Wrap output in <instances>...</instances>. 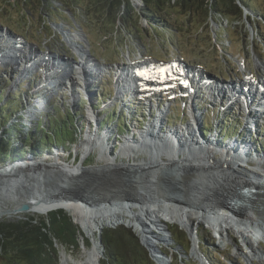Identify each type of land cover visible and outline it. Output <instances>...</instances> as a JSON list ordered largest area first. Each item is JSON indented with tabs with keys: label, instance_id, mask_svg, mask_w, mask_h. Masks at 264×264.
I'll return each instance as SVG.
<instances>
[{
	"label": "rangeland",
	"instance_id": "obj_1",
	"mask_svg": "<svg viewBox=\"0 0 264 264\" xmlns=\"http://www.w3.org/2000/svg\"><path fill=\"white\" fill-rule=\"evenodd\" d=\"M258 3L259 5L264 7V0H258ZM261 9L263 10V8ZM46 10L47 9L39 8L35 5H28V7H26L25 10H23L24 14H21L20 6L12 5V0H0V22L3 23L2 25L7 26L8 28L7 33H4L5 29H3V26L0 27L1 28L0 39L2 40V42H6V40L3 39H8V37H12L11 35L8 34V32H10L9 30L15 29V32L17 33L16 36L19 35L24 36L26 38V44L30 45V46H23L22 49L17 50L16 48L20 46H16L17 42L12 41L11 43H13V45L16 46V48H14L16 52H20L22 54L21 55L22 59L20 58L21 60H18L17 58L16 64L14 62L13 64H11L8 61H6V63L8 62V64H10L8 68L6 67V64L1 63L3 61L0 62V73H1L0 76L3 79H5L2 73L6 71V73L11 79V81L8 84V91H13L12 88H14V86L17 84V81L27 77V76H23L21 72H18L21 70V68H24L25 64L27 63V61L24 60L23 58H28V62L31 61V59L34 60L37 58H42L43 59L42 62L40 61L41 64H47L50 62L48 59L49 55H43V56L39 55L38 52L42 53L43 51L40 50L37 51L36 45L44 46L45 47L44 51H46V53L53 55L55 57L60 55V57L66 58L67 60H69L70 63L74 65L73 68H70L71 72L69 73V77H71L72 80L70 81L67 80L66 89H65V85L63 86L62 84L61 89L54 92V94L53 92H50V96L42 97L41 95H45V94L43 93L41 94L40 91H39L40 94H37L35 91L32 93L31 88L28 87V95L30 96V98L29 100L26 101L25 107L23 109L24 111L22 112L23 113L22 117L25 119L26 123H30L33 120H35L38 113L43 112L42 110H49L52 112L51 102L54 98L58 100L64 99L65 105H75L85 99V96L83 94H85L88 98L93 97V100H95L94 99L95 94H97L98 96L102 95L101 99L98 98L99 103L97 105L100 106V103L102 102L103 103L102 109H105L106 111L112 110V107L115 104L117 105L115 107L125 108L126 110H131L132 107H134V105L137 104L144 105L145 104L144 102L146 100H144L143 102L136 101L132 103V101L125 98V95L131 92L129 89L124 90V88L122 87L124 83L127 81V79L123 78L124 82L122 81L123 83L121 86L118 85L119 83H117L116 85L117 90L118 91L120 90L119 91L120 93H122L123 91V95H120V97L116 96L118 95L116 94L117 90L116 91L114 90L113 92L115 95H111V96L108 95L111 81H109L110 84L109 86H106L105 91L101 89V82H100L102 78L107 77L110 79L113 76V73L116 74L117 72H119L120 70L119 68L121 66L123 67L124 63H132L139 61L140 56L142 60H152L154 62L157 61L160 63H166L168 61H171L172 59L166 61V59L170 57V55H172V57L174 56L173 59H176L175 56L176 57L183 56L184 58H188L189 60L191 59L196 62H202L205 65L206 69L211 73H213V75H215L220 81H223V79L228 80L229 77H233L232 80H234L236 78V74L233 71V69L239 72L243 68L247 69L248 67H250V70L252 71L255 70L264 71V22H262L261 25L257 24V29L255 30L254 27L251 28L249 22H247L244 25L242 22L237 20H233L231 22L229 19H225L222 21L225 25V31H222L221 33L215 32L218 30V25L213 24V22H210L211 25L207 24L202 27L199 25L197 21L186 23V25H182V23L183 24L185 23L182 22L181 23L182 26L180 25L182 28L181 30H179L178 32H174L173 34L165 33L164 36L162 37L163 39H161L160 36H155L150 30L146 28L145 25H143V30H140V33L135 32L132 35H127L124 39L123 37L124 35H120V33L103 36L101 34V31L104 28L103 22L95 21L93 19L89 21L88 20L85 21L82 19L84 16L79 11H73L70 14L67 11L69 19L71 18L73 19V20L71 19L72 22L70 21L71 24L68 27L67 23L63 24L58 19L56 20V22L52 21V19L47 15ZM63 17L65 19H68L66 18L67 16L65 15ZM21 39L22 42H24L25 44V40L22 37ZM213 39H215V41L223 39V41L225 42V46H224L225 49L220 50L216 47L213 48L212 46ZM50 48H52V50ZM89 57L94 60L96 59L95 61L97 62L99 61L101 63H105L104 66H107L106 69L108 72H110L111 75L108 72L105 73L103 76H99L100 74H96L97 71H95L94 65L93 66L86 65L89 60ZM126 57L129 59H126ZM133 57H136L135 59L137 61L134 60ZM79 59L81 60V63L79 65H75L73 62L75 61L77 63L80 61ZM243 60H244V64H242ZM181 62H182L181 60H177V62L174 61L171 64L172 68L178 69ZM13 66H15L16 69L9 70ZM2 68H6V69H2ZM129 68L130 67H128L127 69L129 70ZM78 69L79 72H77ZM27 71H25V73ZM34 72H36V70H34ZM29 73H31V71L27 72L26 75ZM38 73L39 74L37 75L40 76L39 70ZM77 74L78 77L76 76ZM197 75H199L198 80L200 79L204 81L201 74H197ZM165 77H168V75H165L164 78ZM37 78L38 77H36V80ZM59 81L61 83L63 82L62 80ZM112 81L115 83L114 79ZM43 82L45 83L46 80L43 81L41 78V82L38 84L39 90ZM128 83L130 82L128 81ZM93 84H94V88H92ZM90 88L96 90V92L93 91L91 92ZM174 93L179 96V93L176 90V92L171 93V91H168L167 94L158 95L155 98L151 99V104L153 106L152 111L150 110L149 112H147L148 106H146L147 108L143 110L142 108H139L140 111L141 110L143 111L142 116L144 117H141L139 113L135 115L126 124L127 125L126 130L121 133H117L114 130V125L116 122L114 123L111 122L108 125L106 124L102 125L103 124L102 118L104 117L103 116L104 113H102L103 111L99 113L97 112L98 110H102V109L97 108L96 110H92V107L89 105L90 103L88 101H85L86 100L85 99L84 100L85 102L84 103L82 102V104L84 105L82 107L84 109V114L82 117H83V121L85 122V125L84 127L81 128V131L79 132L78 135H76L73 144L70 145L69 147V152L71 153V157L67 158V160L65 161V159L63 158L66 157V155H68V152L58 147L52 148L51 151L47 153V155L51 159L54 158L55 160L53 161H58L59 163H66L72 165L76 164L78 160L83 157L84 154H88V158L86 157L84 162L88 161L90 158L91 160L90 165H94L97 163H99V165L100 164L103 165L104 163L102 161L104 160L105 161L112 160L116 162V161H127L128 159V161L131 162H140L141 160L146 159L147 154L145 153L148 152H140V150L137 151L132 146L129 145L125 146V144H121V143L125 142L126 140L125 138H128L132 142L133 141L135 142V139L137 138V133L135 134L133 130L139 128L143 129L144 125L149 120H151L152 116L157 114L158 109H156V105L159 102H161L160 109H162L161 107H163L165 108V112H166V114L164 112V114L162 113L160 115V119L164 120L163 115H165V119H167V121L166 120L163 121V125H161L160 128V131L166 133L163 134L161 132L160 133L161 136L162 135L166 136L171 134L173 135L177 133L175 131H182L183 128L188 129L187 124L189 122V119H187L188 118L187 109H190V111L193 114H195L193 116H190L194 124L196 120L199 118V115L201 117L200 118L201 128L205 122L208 123L206 124V127L203 128L204 130L206 129L205 130L206 135H203V133L201 134V132H199L203 136V138H207L210 134H212L214 135V138L218 140L217 143L221 145L222 144L226 145L228 142L232 141V139L236 137L244 142H247L249 141L248 139H251V141L255 143V147L257 149L256 155H260L262 154V152H264V124L257 122L256 123L257 127L254 128L253 132L249 134L245 133L241 137L240 136L241 134L238 132L242 130L243 119L241 118L240 113L238 112L237 106L232 105V107L228 111L226 110L224 112L225 113V116L223 117L224 120L223 119L220 120L218 126H215L214 123L218 117L217 112L221 107V105L223 104L221 105L219 103L211 104V107H209L210 105L202 104L200 102L199 104H197L198 107H195L196 110L195 112L193 109L194 107L193 108L189 107L188 103L185 109H183L184 106L183 104H185V101L187 99H183L181 97L174 99V101L168 105V103L165 101L166 96H171ZM79 94L82 97L80 101L78 98ZM194 98L195 97H193L191 101L192 105H193V100L196 103H198L199 97L196 96V99ZM119 100H125V101L123 103H120L118 102ZM57 104L58 103L56 101L54 105ZM21 111L22 110L18 111L17 114H19ZM211 112L213 113L212 115ZM170 115L173 117L172 123L174 124V126L168 127L167 122ZM72 116H73L72 114H69V117ZM196 116H198V118ZM65 118H66L65 113L60 111L57 114V123L62 122L60 120L62 119L65 120ZM209 118H211V120ZM179 121H181V123ZM224 126L227 127L228 131L224 128ZM223 128H224L223 134L225 137L221 136L220 133V130ZM105 129H108L109 132L112 131V136H110L109 138L111 140H108V136H107L108 132H106ZM188 130L191 131V129ZM194 131L196 136V133L198 134L197 128H195ZM234 132L235 134L231 135V133ZM93 135L106 139L107 142L106 146L103 139L100 140V138H97L96 143H94V141H91L92 140L91 137ZM85 136L87 137L85 138ZM113 137H116L119 140V142H113L112 140ZM162 141H157V142L160 143ZM198 141L201 142V140L199 139ZM81 142H83V144H81ZM102 143L104 144V147L108 152L107 154L106 153L103 154V152H101L102 147H100V145H102ZM159 149L161 150V148ZM204 151H205L204 153L208 152L207 149H204ZM188 152L190 153L193 152L194 154L196 153L195 151L187 150L186 153ZM169 154H173V153L166 152V150L163 149L162 154L160 155L156 154L158 155L156 157L163 159L167 157V155ZM177 155L179 154H173V156L176 157ZM209 155H211L215 159L225 158L224 156L219 155V153H214L212 151H210ZM179 156L181 157L182 155ZM29 157L30 156H28L24 160L26 164L31 160ZM42 157H40L39 160L46 161L47 158L46 157L42 158ZM227 157L229 158L228 155ZM252 157L253 156H248L249 160ZM75 158L77 159L74 160ZM236 159L238 164L242 162V164L240 165L236 164V168L240 166V168H242V170L244 171L246 170L247 174L249 175H253L254 171H260L257 168V166H261V165L264 166V161L263 162L261 161L262 163L257 164L255 162L250 163L249 161H241L243 160L242 157L241 158L236 157ZM32 161H37V159H33ZM47 162H51V161H47ZM137 183L138 181L135 182V185L137 187L139 185H142L141 182H139L140 184ZM22 190H25V188H23ZM15 195L16 198L14 200L18 198L17 192ZM4 203L9 205L12 203V201L10 199H6ZM200 220L201 219H198L196 221L199 222ZM193 221H194L193 227L197 232L196 236H198L197 239L198 246L196 249V254L192 253L193 243L190 238L191 236L188 235L189 234L188 230L178 223L177 224L182 228L181 227L180 229L177 228L178 226L176 225L175 222L166 223V225L165 226L163 225V227L162 225L155 227V226H150L149 223L146 221V219L142 217L141 224L147 225L143 229L146 231V236L148 237V239L152 242L155 252L151 249L149 245L151 244L150 241L149 240L145 241L142 238V233L139 231L141 229L140 225L139 226L137 225L138 226L137 231L132 229V227L130 228V226H128L127 224L126 225L128 227L125 225H121L124 226L125 228L132 229L131 231L135 234V236H137L138 234L140 238L145 242L144 243L145 247L149 250L150 257L149 259H147L148 262L143 258L141 259L139 258V261H136V263L134 264H203L206 262L208 264H264V253L262 256L258 255V257H254V261L248 258V254L245 252L247 250L244 248L245 245L241 241V238L239 237V235H237L236 232H230L231 236L230 237L228 236L229 238L221 239L218 233L215 231V229H213V227L209 228L206 225L202 224L201 222L195 223L196 221L194 220V216H193ZM118 224H125V223L104 225L103 227L115 226ZM103 227H101L100 230H102ZM79 230L80 233L83 235V237L79 238V242H77V245L72 246V245H62L58 243L56 244V247H58L59 250L58 252L59 264H64L62 262L63 257H68L69 260L73 262L83 259L86 255L85 252L92 247L93 239L91 238V236H89L85 230L84 231L87 235L84 234L80 228ZM96 232L94 235L95 238L94 240L97 241ZM172 239L177 240L178 244L179 245L181 244V247L176 245ZM97 244L101 251L100 264H104L103 248H101V245L98 243V241ZM182 246L185 249H183ZM200 246H202V248L204 247L203 252H200L199 250ZM260 247L261 250L264 252V241H261ZM155 257H158V259ZM0 264H6V263L0 260ZM115 264H127V263H125L121 259V257H119L117 259V262H115Z\"/></svg>",
	"mask_w": 264,
	"mask_h": 264
},
{
	"label": "bare ground",
	"instance_id": "obj_2",
	"mask_svg": "<svg viewBox=\"0 0 264 264\" xmlns=\"http://www.w3.org/2000/svg\"><path fill=\"white\" fill-rule=\"evenodd\" d=\"M14 48H16V46L13 45V43L9 44L8 41L2 42L1 40L0 52L4 51V58L0 55V61L5 59V61L13 64L15 58L7 56L6 53L9 50H12L13 53H15L16 50ZM16 49L20 50L22 47L20 46ZM18 54H20V52H18ZM21 57L22 56L20 55L18 60H21ZM48 59L50 61V57ZM36 60L42 62L43 59L37 58ZM32 65L33 59L28 62L26 69L23 70L22 73L27 70L33 72V69H31ZM69 66L70 68L74 67L72 63H70ZM156 67H158V65L153 64L150 66V68H143L144 72H140V74L149 73L157 80L164 79L165 75L174 76V73H172V68H168L166 72L160 73L155 70ZM62 71H64V69H62ZM41 76L42 74L40 73V77ZM115 76L116 85L119 83V86L122 85H120V83L123 81V78H128L127 74L123 76V74H120V72H117ZM41 78L43 81H47L48 79L46 74H43ZM49 80L47 83L43 82V84L40 86V90L37 85V94H40L41 92V94L43 93L46 95L50 88L56 87V85H51ZM67 80L70 81L72 78L68 75L66 82L62 83L63 86L65 85V89L67 88ZM202 82L203 81L199 79L196 85L199 86L202 84ZM151 86H154L155 88L163 86L164 90L169 89V85H166V87H164L162 84ZM112 89L113 91H116L117 87L112 86ZM213 89L214 88L211 87V90L208 89V92L215 93V90L217 91V89H214V91ZM54 90L57 91L56 89ZM198 90L196 92H198ZM109 91L112 92L111 89H109ZM119 91H116V94H118L116 95L117 97L123 95V91L122 93ZM112 95L115 94L112 93ZM189 95L193 96V93H190ZM259 95L263 97L261 94ZM226 98L230 99L231 97ZM255 98L258 99L257 96ZM238 103H240L238 112L243 119L242 130H240V136L242 137V135L245 133L249 134L254 131V122L264 124V121H260L263 119V117L257 113L254 108H249L248 113L245 112V109H248L246 102ZM190 105L191 102L189 107L192 106ZM164 112L165 108L157 110V114L152 116L151 120H149L144 125L143 129L139 128L133 130L135 134L137 133L135 142L125 138V142L121 143L125 144V146H132L137 151L140 150V152H148L145 153L147 154L146 159H143L140 162H131L128 161V159L127 161L116 162L112 160L102 161L104 164H113L116 166L121 165L139 168L144 165L148 168V173L146 174H143L142 170H137L136 172L132 173V189L129 192L128 200L112 203L109 202L103 206L86 207L75 201L61 202L62 199L59 197H57L59 199L56 198L57 201L60 202H57L59 206L66 209L73 217V220H75L77 224L83 228L81 229L83 231L85 230L87 234L93 239L92 247L85 252L86 255L83 259L73 262L70 261L68 257H63L62 262L64 264H100L101 251L97 241L94 240V235L95 232L100 230V228L104 225L125 223L136 231L140 225L141 229L139 231L142 233V238L145 241H148L149 239L146 236V231L143 229L147 225L141 224L142 217L146 219L150 226L158 227L162 225L163 227V225L165 226L166 223L175 222L186 228L190 233L193 243V254H196V249L198 246V236H196L197 232L193 227L194 216L195 221L198 219H205L206 221L210 222L221 239L229 238L231 236L230 232H236L245 245L244 248L247 250L245 252L248 254V258L252 261H254V257L263 255L264 252L261 250L260 243L261 238L264 239V166H257L260 171H254L253 175H249L247 174L246 170H242L240 166L236 168V164H238L236 157H242L243 160L241 161H249L250 163L255 162L260 164L264 161V152H262L260 155H256L257 149L255 147V143L252 142L251 139H248L249 141L244 142L236 137L226 145L222 144L224 145L222 146L221 144L217 143L218 140L214 138V135L212 134H210L207 138H203V136L199 133L200 131L197 124V121L201 117L200 115L199 118L196 116L198 119L194 124L190 116L195 114H193L190 109H187V119H189L187 128L191 129V131L183 128L182 131H175L177 133L173 135L171 134L173 137L171 135L161 136V125H163L164 120L167 121V119H165V115H163L164 120L160 119V115L162 113L164 114ZM194 127L198 130V134L196 133V136ZM105 130L108 132V140H111L109 138L112 136V131L109 132L108 129ZM162 133L165 134L166 132ZM196 137L201 140V142L198 141ZM97 138L100 137L93 135L91 137V141L96 143ZM102 139L106 146V139L100 138V140ZM112 140L113 142H119L116 137H113ZM157 141L162 142L158 143ZM100 147H102L101 152H103V154L108 153L103 143L100 145ZM158 147L161 148V150ZM163 149H165L166 152H171L173 154H179L182 156L180 157L177 155L176 157L173 156V154H169L163 159L157 158L156 156L162 154ZM204 149H207L208 152L204 153ZM187 150L195 151L196 153H186ZM210 151L219 153V155L224 156L225 158L215 159L209 155ZM227 155L231 160L227 157ZM248 156L253 157L249 160ZM86 157L88 158V154H84L83 157L78 161L84 164ZM50 159L51 158L48 156L44 162H52L55 160L54 158L51 160ZM208 159L212 160L215 164L210 166ZM54 162L61 164L58 161ZM29 163L30 162H28L26 165H29ZM217 163L219 166L225 167V171H220V169L216 167ZM162 164L168 165L162 167ZM240 164H242V162ZM93 166H99V163L94 164ZM23 176L24 175H15L14 179H7V181L4 183L1 182L0 196H12L14 195L13 193L16 194L17 192L18 198L14 201L18 202L21 200H26V194L29 192L27 195V200L31 201V208L41 212L47 207L50 208L57 205L55 202L56 200L52 202L47 201L48 204H44L42 201L38 202L37 204V200L35 199L36 197L33 195H37L36 192L39 191L38 187L35 186L38 182V177H27L28 181L23 180V184H21V182L17 184V181L22 179ZM243 180L248 183V185H252L254 187V191L251 192V195L253 196L251 198L252 201L248 202V207L242 206V208L240 207L231 211V206L227 204L226 200L230 196V191L234 188V186L236 184H240V182ZM136 181H138V183L141 182L142 185L137 187L135 185ZM15 187L18 189L13 191L12 189ZM22 187L25 188V190H23V192L18 191ZM12 213L14 212H10V208L5 207V209H3V207H0V217L4 214L10 215ZM150 243L151 244L149 245L151 249L155 252L151 241ZM155 258L158 259V257ZM203 264L208 263L206 262Z\"/></svg>",
	"mask_w": 264,
	"mask_h": 264
},
{
	"label": "trees",
	"instance_id": "obj_3",
	"mask_svg": "<svg viewBox=\"0 0 264 264\" xmlns=\"http://www.w3.org/2000/svg\"><path fill=\"white\" fill-rule=\"evenodd\" d=\"M12 5H19L21 14H24L23 10L28 5L47 9V15L54 22L58 19L70 23L67 11L69 14L79 11L85 21L93 19L103 22V36L120 33L124 35V39L127 35L140 33L143 25L163 39L165 33L178 32L182 25L189 22L197 21L201 27L213 22L218 25V30L215 31L218 33L225 31L222 22L225 19L231 22L237 20L244 25L249 22L255 30L257 24L264 22V7L259 5L258 0H12ZM212 46L224 50L225 42L223 39H213ZM6 76L4 80L0 79V165L25 160L28 156L31 160L42 156L45 158L55 147L68 152L63 158L66 161L71 157L70 145L85 125L82 102L70 107L57 101L52 112H42L35 120L26 123L22 112L28 100L24 90L27 79L18 83L14 91H7L10 78ZM20 110L22 111L17 114ZM116 110H103L102 125L116 122L114 130L121 133L126 130L129 121L125 112ZM60 111L65 113L66 118L57 123ZM69 114L73 116L69 117ZM172 122L173 117L170 115L167 126H173ZM206 124L208 123H204V128ZM85 162V165L91 164L90 158ZM79 228L81 229L80 226ZM83 233L85 234L84 231ZM79 238L81 233L77 226L60 211L50 213L47 221L43 218L35 223L33 218L0 221V260L6 264H59L56 244L75 246ZM172 240L181 247L177 240ZM101 244L104 264H115L119 257L127 264H134L139 258L148 262L150 257L149 250L124 226L104 228ZM203 248L199 247L200 252H203Z\"/></svg>",
	"mask_w": 264,
	"mask_h": 264
},
{
	"label": "water",
	"instance_id": "obj_4",
	"mask_svg": "<svg viewBox=\"0 0 264 264\" xmlns=\"http://www.w3.org/2000/svg\"><path fill=\"white\" fill-rule=\"evenodd\" d=\"M39 159L40 158H38L37 161L30 160L28 166H26V162L24 160H17L0 165V183H4L7 181V179H14L15 175H24L22 179L17 181V184L20 182L23 184V180L28 181L27 177H38V182L35 186L38 187L39 191L36 192L37 195H33L36 197L35 199L37 200V204L41 201L44 202V204H48L47 201L52 202L56 200L55 202L57 205L55 207H47L41 212L31 208V201L27 200V195L29 192L26 194V200H21L18 202L14 201L16 198L15 193H13L14 195L12 196H0V207H3V209L8 207L10 208V212H14L10 215L5 214L1 216L0 221H16L29 218H33V223H35L40 218H43L45 221H47L48 215L50 213L60 211L61 213L68 216L75 224L71 214H69L66 209L59 206L58 203L60 202H58L57 199H62L61 202L75 201L86 207H97L106 205L109 202L112 203L125 201L128 200L129 192L132 189V173L136 172L137 170H142L143 174L148 173V168L144 165L139 168L121 165L116 166L113 164L93 166L90 164H82L79 161L72 165L66 163L57 164V162L54 161L44 162ZM208 163L210 166L215 164L210 159H208ZM165 165L168 164H162V167ZM216 165L220 171H225V167L219 166L218 163ZM22 188H20L18 191L23 192V190H21ZM17 189L18 188L15 187L12 190L16 191ZM253 191L254 187L252 185H248V183H246L244 180L241 181L240 184H236L230 191L231 194L226 200L227 204L231 206V211L240 207L242 208V206L248 207V202L252 201L251 198L253 196L251 195V192ZM6 199H10L12 203L9 205L5 204L4 201ZM200 222L207 227L212 228V225H210V223L204 219H201L199 222L196 221L195 223ZM121 225L127 226L126 224L106 226L103 227L102 230H98L96 232V238L98 243L101 245V248H103L101 244V233L103 229L114 228ZM176 225L178 226L177 228L180 229L181 226H179L177 223ZM78 227L79 226H77V228ZM188 235L190 236V233ZM82 237L83 235L81 234V238ZM137 237L139 241L145 246V242L138 234ZM261 241H264V239L261 238Z\"/></svg>",
	"mask_w": 264,
	"mask_h": 264
},
{
	"label": "snow or ice",
	"instance_id": "obj_5",
	"mask_svg": "<svg viewBox=\"0 0 264 264\" xmlns=\"http://www.w3.org/2000/svg\"><path fill=\"white\" fill-rule=\"evenodd\" d=\"M163 70H161V72H162Z\"/></svg>",
	"mask_w": 264,
	"mask_h": 264
}]
</instances>
